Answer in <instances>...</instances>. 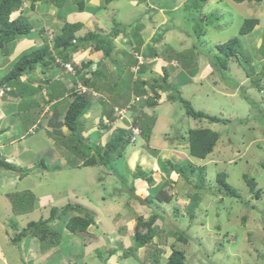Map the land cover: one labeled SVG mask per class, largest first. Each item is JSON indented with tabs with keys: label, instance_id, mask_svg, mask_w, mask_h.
<instances>
[{
	"label": "rangeland",
	"instance_id": "obj_1",
	"mask_svg": "<svg viewBox=\"0 0 264 264\" xmlns=\"http://www.w3.org/2000/svg\"><path fill=\"white\" fill-rule=\"evenodd\" d=\"M164 1L172 8L160 9ZM196 1L198 0L190 2L195 3ZM248 1L250 0L237 3L232 0H207L196 10L189 5L188 0H113L106 6L103 0H99L102 9L100 13L85 16L87 17L86 23L84 26L82 25L77 36L84 35L89 31L107 35L113 31L111 30L113 27H116L115 21L119 23L118 28L124 32V35L128 36L121 38L119 35V40L113 37L114 45L120 52L125 48L129 50L126 45H129L128 42L132 41L135 35L144 39L146 47L149 48L152 47L151 44L154 40H158L164 35V38L160 42L158 41L154 48L160 52L161 57L165 53L167 54L162 59L165 62V67L169 70L167 80L169 91L158 92L160 95L154 107L146 105L147 99L153 97V93L147 86L144 87L147 93L141 97L134 95L133 91L129 92L130 89L125 90L124 77L116 75V69L120 70L124 67V57H119L118 63L114 65L111 62L114 58L101 63L102 76L95 85V88L101 92L92 90L93 106L95 105V107L90 116L89 113L83 116L86 120L87 131L82 132V136L86 137L97 131L98 128L102 129L103 133L108 132L107 136L109 133L112 136L116 127L120 126L126 129L130 143L125 148L122 158H117L115 163L111 164L113 167L111 173L107 172V167L89 166L86 167L87 171L78 172V180L75 181L74 176L77 170L74 167L77 159L74 160V157H80V153L69 149L63 153L69 167L75 169L72 170L73 173L71 172L73 181L77 183V186L80 185V188L75 187V189H80V194L74 193V199L78 200L79 204L90 206L93 210L91 211L92 215L100 217V223L104 226L105 233L107 230L113 233V229L123 228L122 232L116 236V241L120 240L122 243L119 245L121 246L119 251H122V256L127 258L126 260L122 259L121 263L128 260L126 264H135L136 259L137 264H155L153 257L150 256L153 248L145 246V250L144 248L140 249L135 243L133 235L139 217L147 220L153 213H157L160 220L155 222L156 234L151 242V246H155L160 251L156 264L166 263L173 244L184 252L187 264H264V60L261 59L264 56V33L259 35L255 31L252 35L240 36L238 34L246 19L254 18L263 21L264 0L262 2L256 0L253 4ZM72 2L73 0H66L61 11L70 8L75 12ZM84 2L90 3L91 1L84 0ZM42 5L46 9L51 5L54 6L49 0ZM66 5L71 7H65ZM56 10L58 9L56 8ZM17 12L13 17H16ZM24 12L25 14L22 13V15L26 16L33 27L29 33L31 36H28L31 39L27 40H32L34 37L37 39V42L32 46L38 47L52 43V38L60 32V28L55 26L54 14H52L54 12L51 11V14H48V18L49 15L52 16V22L49 24L45 23V19L48 18H45L40 9L37 11L30 9L29 12L28 8ZM148 22H154V24L151 25ZM41 29L43 30L39 34L38 30ZM148 30L153 32L146 33ZM259 36L260 41H257ZM234 37L239 38L242 46L238 48L235 56L227 58L222 52H219L216 46ZM32 42L24 41L21 45L23 47ZM164 46L167 48V52ZM10 47L12 48V46ZM141 47L143 48V46ZM9 52L10 49L7 54ZM1 54L0 50V62H2L0 63L2 65L0 79L4 78L13 67L12 65L8 68L11 61L9 62L7 58L2 61L4 56L1 57ZM146 54L147 52L144 55ZM133 55L135 56V54ZM138 55L139 62L149 66V70L142 75V79L152 84L154 78L161 77L158 67L162 61L157 60L158 58L146 59L143 54ZM70 58L73 61L72 54ZM101 58L102 56L99 59ZM169 59L171 62L167 61ZM7 62L9 63L6 65ZM76 65H78L77 62ZM69 66L71 67V65ZM3 67L7 68L4 70ZM36 69L44 71L42 67ZM55 69L56 66H49L45 71L51 70L53 74L47 73L46 77L40 73L32 74L38 84L27 81L30 77L28 73L22 77V81L25 80L26 84L34 89L27 100L34 99L40 104V96L46 93L44 91L50 92L56 89V86L45 82V78L53 81ZM136 69L131 68V71L136 74L138 72ZM32 73L34 72L32 71ZM128 78L126 76L125 80L128 81ZM107 79L111 80V85L106 83ZM132 79L134 80L136 77L134 76ZM256 79H261L260 84L263 83V89L260 92L255 88L254 81ZM114 82H118L117 85L113 84ZM252 82L254 86H252ZM169 95H179L194 110L228 122L209 123L206 120H195L186 115L185 109L179 101H169ZM98 97H102L108 102L113 100L117 102L119 99L118 106L114 108L116 113L114 122L109 123L104 117L102 122ZM61 99L58 111L67 109L71 102L66 96ZM21 108L17 104L15 112ZM3 110L7 111L9 107L6 106ZM141 111L154 119L149 140L142 137L139 126L134 124V119L140 116ZM21 117L22 115L14 116L12 122H18V118L21 119ZM54 120L55 117L50 118L49 121ZM124 121L126 124L123 123ZM142 121L145 122L146 119L144 118ZM10 122L11 120L7 119V123ZM104 125H109L110 128L103 129ZM136 128L139 129V135L133 136L132 129ZM198 128H208L219 135L213 150L204 159L192 157L189 153L188 143L183 139L188 137L189 130ZM104 137L101 135L100 139L91 140L89 144L91 146L98 143L102 145L106 140ZM68 139L72 141L73 138L68 135ZM109 139L107 138V140ZM62 142L65 148L71 146L67 139H63ZM141 155L145 161L140 159ZM184 160H188V162ZM81 161L80 158L79 163ZM190 163L195 167L203 168V188L198 187L199 183L194 176L202 170L191 175V170L188 169ZM177 164V170H181L183 176L172 173L174 165ZM137 166H140L145 174L150 171L154 172L152 174L154 184L155 186L163 184L162 189L171 197L169 203L153 200L151 206L147 205L142 199L150 192L152 193L154 189L146 193L144 190L147 188V182L138 183L139 180H135V183L137 182L135 194L142 199L131 195L128 187L133 180L132 177ZM59 167V164L53 165L50 170H56ZM220 172L226 173V181L237 191L238 198L225 196L221 192L216 181L217 174ZM55 175L58 176V174ZM243 175L256 183V191L260 190L258 199L250 191ZM48 176L50 175L48 174ZM98 178L103 181L104 186L98 184ZM28 184L33 185L32 182L26 183V185ZM24 187L26 189V186ZM103 187L106 188V191ZM17 189L20 192H14L10 195V199L6 197L10 206L9 219L26 208L30 209L33 201V198L24 193L25 191L21 187ZM108 191H110L111 198V203H106L107 208L110 209L109 212L95 206L97 203L89 204L88 200H91L93 194L105 196ZM87 193L90 195L89 199L85 197ZM194 198H198V203L193 209V217H190L187 208L188 204L192 203L191 199ZM48 205L45 204L47 208ZM47 208L41 213V216H48V218H42V220L50 219L49 212L46 213ZM176 210H179L178 214ZM94 224H96L95 220ZM11 225L14 228H21L18 220L17 223L12 222ZM27 226L23 229H26ZM30 229L35 231L39 227L35 225ZM168 230H173V233L164 234ZM140 231L143 234L146 229L143 228ZM180 233H184V241L177 239L176 235H180ZM26 236L30 237L28 234ZM15 237L18 236L15 235ZM106 237L110 238L109 235ZM142 250L145 252V259L140 256ZM112 251L109 250V252ZM119 251H115V253H119ZM97 253L102 254L103 252L98 250ZM107 254L104 259L107 258ZM94 262L96 263V261Z\"/></svg>",
	"mask_w": 264,
	"mask_h": 264
},
{
	"label": "trees",
	"instance_id": "obj_2",
	"mask_svg": "<svg viewBox=\"0 0 264 264\" xmlns=\"http://www.w3.org/2000/svg\"><path fill=\"white\" fill-rule=\"evenodd\" d=\"M48 0H0V50L2 51V56H6L8 49H10L12 44L19 39H24L29 36V33L33 30L32 23L28 21L26 16H23L22 13L25 14L24 11H22V6L24 2H28L30 4V8H34L36 3H44ZM113 0H105V6L108 5ZM191 0H188L189 5H191L192 8L198 10L201 6V4H204L207 2V0H198L195 3H191ZM237 3L244 2L246 0H232ZM50 3L54 5L58 10L61 9V7L66 3V0H49ZM73 9L75 12H83L85 9V2L83 0H73ZM173 5V4H172ZM167 7V8H165ZM171 5L168 6L167 2L164 1L163 5L160 9L168 10L171 9ZM20 10V14L16 15V17H13V14ZM199 20V19H198ZM148 21V20H147ZM148 24H151L148 22ZM258 24V20L254 18L246 19L242 26L239 29V35L244 36L249 34L255 25ZM82 23H64V25L60 28V32L55 35L52 38V43H47L43 45H39L38 47H31L29 49H26L22 51L17 59L16 62L13 64V67L10 69V71L5 75L4 78L0 79V86L1 87H7L8 91H5L4 94L1 96L11 93L18 97H24L26 96L29 91L30 87L28 88L26 86V83L22 81V77L26 73H30L34 71L37 67L44 68V71L49 68V66L53 67H59V65H63V67L66 64L72 65L76 76L80 75V80L82 83V86L86 87L87 90L85 93L81 94L77 90H73L70 92L69 96L72 98V101L69 103L63 118V124L64 126L69 130V135L72 139H67L68 143L71 146H68V149L73 151H78L80 153V157L76 158L74 157V160L77 159V161L81 158L82 161L80 167H89V166H104L107 167L110 171L112 165L114 164L115 160L118 158H122L124 154L125 148L129 145L130 138L127 135V131L124 127H116V129L113 131L112 136L109 140H107L104 145L97 144L95 146H91L89 142L91 140L100 139L103 132L98 128L97 131L92 132V134H88L86 137L82 136V132L87 131L85 122H84V115L91 110L93 107V97H92V90H96L95 88L96 81L102 76L101 72V63L103 61H106L108 59H112V64H117V60L119 57H124V63L123 68H120V70L116 69V75L119 77V75H122L124 77V83L125 90L129 92L133 91V94L138 97H141L147 93V90L144 88L147 86L149 88V91L153 93V97H150L147 99V106L154 107L157 104V99L159 98L160 93L159 91L168 92L169 90L167 87V80L169 77V70L165 67V65H161V77L159 79H153V83L149 84L148 81H145L142 79V75H144L148 70L149 66L145 63H140L138 60V54L144 55L145 52H147L146 55L143 57L146 59H156L167 56L160 55V52H158L154 46L157 45L158 41L162 40L164 38V35L158 38V40H154L152 42L151 48L146 47L144 50L142 49V44L144 41L142 38H140L138 35L134 36V39L127 44L126 46L129 47V50L123 49V51H119L116 49L114 45L113 37H116V39L119 37H128L124 35V32H122L118 26L119 23L114 21V25L116 27H113L107 35H100L96 33L95 31H89L84 35L77 36V33L82 29ZM43 30V29H42ZM41 30V31H42ZM187 34V33H186ZM200 34V33H198ZM188 35V34H187ZM189 38V36H188ZM242 46L240 44L239 38L234 37L229 39L227 42L217 45L216 48L219 50V52H222L227 58H232L236 55L238 52V48ZM88 48L91 47L92 51H98L101 52L102 58L100 63L98 62H80L78 65L73 63L71 61V54L73 52H76L78 48ZM147 48H149V51H147ZM164 49L167 52V48L164 46ZM6 51V52H5ZM128 51V52H127ZM135 54V56L133 55ZM115 56V57H114ZM170 57V55H169ZM59 60V61H58ZM163 60V59H162ZM164 61V60H163ZM171 62V60H167ZM226 61V59H225ZM224 61V63H225ZM93 64H95V67H93ZM168 64V63H167ZM94 68V70H93ZM131 68H137L136 74L131 71ZM224 68L226 69V66L224 65ZM73 71V70H72ZM263 71H264V63H263ZM82 72H84V75H81ZM90 72V73H88ZM125 73L126 76L129 77L128 81L125 80ZM124 74V75H123ZM248 75V74H247ZM254 75V74H253ZM136 77V79H132L133 77ZM264 76V75H263ZM261 80V79H260ZM260 80L256 79L255 82V88L257 91H261L263 89V83L260 84ZM126 81V82H125ZM111 80L107 79L106 83L110 84ZM118 82H114L113 84L117 85ZM252 86L253 82L251 83ZM111 85V84H110ZM171 90V88H170ZM30 94H32L30 92ZM51 96V94L49 93ZM116 97V96H114ZM168 97V96H167ZM99 100V104L101 105L100 112H101V120L104 117L107 122H114L116 113L114 112V108L118 106V100L108 102L104 100L102 97L97 98ZM169 101H179L182 106L185 109L186 115L189 117L194 118L195 120H206L209 123H226L227 120H223L221 118L210 116L202 111H196L194 110L191 105L183 99L179 95H174L168 97ZM167 99V100H168ZM36 105V103H34ZM146 119V121H142L143 119ZM153 121L152 117L146 116L142 111L140 116H137L134 119V124L139 126L141 130V135L144 139L149 140L150 133L153 127ZM103 122V120H102ZM151 123V124H150ZM103 129H109L110 126H102ZM94 133V134H93ZM219 135L218 133L208 129V128H198V129H191L188 131V137L185 139L188 143L189 153L192 157L204 159L210 152L213 150L214 146L216 145L218 141ZM62 142V141H61ZM64 144V143H63ZM140 159L145 161V158L140 157ZM188 162V160H184ZM74 164V161H73ZM111 165V166H110ZM77 166V165H76ZM264 166V165H263ZM0 167H3L5 169H13V167L4 161L0 160ZM178 164L174 165V169H172L174 173L178 175H182L183 172L181 170H177ZM188 169L191 170V175H194V172H198L199 170H202L200 173L194 175L199 183L198 187L203 188V182H204V175L202 176L203 168L201 167H195L191 163L188 165ZM154 172L150 171L148 174H145V171L140 167L137 166L135 174H133L132 181L130 186L128 187L131 195L133 197L140 196L135 194L136 187L135 180H139L140 182H147V189L146 193L150 192L154 189V194L151 192L147 194V196L142 199L145 201V203L149 206H151V203L153 200H157L159 202H165L169 203L171 201V197L162 189V185L155 186L154 180L152 179ZM148 175V177H147ZM183 176V175H182ZM120 178L119 176H116ZM243 178L245 179L249 189L251 192L255 194V198L260 197V190L256 191V183L248 178L246 175H243ZM227 176L226 173L220 172L217 174L216 181L218 182L219 188L221 189V192L225 194V196L231 197V198H238L239 195L237 191L231 187L226 181ZM162 183V181H161ZM142 185V184H141ZM145 185V184H143ZM150 189V190H148ZM193 197V196H192ZM192 203L188 204L187 212L190 217H193L192 212L196 204L198 203V198L191 199ZM70 212H76L77 215H72L69 217V219L66 221V228L72 233H75L76 231H86L88 226L91 224H94V218L90 211L83 208L81 205L73 204V203H67L66 205L57 208L53 207L50 211V219L42 220L39 219L38 221H32L28 224L26 229H22L19 234H17L14 238V243L19 242L22 238L26 236V234H31L30 236H34L39 238L42 242H45L46 239L50 238L51 242L55 244L58 242V236H54L53 233H51V230L49 229V224L53 223L56 219H60L62 216H67ZM176 213H179V210H176ZM160 220V217L157 213H153L151 217H149L147 220H144L143 218L139 217L137 219L136 225H135V231L133 235V239L135 243L140 248H144L145 246L152 247L151 255L153 257V263H157V256L160 252L159 249H157L155 246H151V242L153 237L156 234V227L155 222L157 220ZM165 219V218H164ZM39 227V229L33 231L30 228L31 227ZM145 228L146 232L141 234V229ZM30 230V231H29ZM35 232V233H34ZM162 233V232H161ZM170 234L173 233V230H168L164 234ZM175 233V232H174ZM177 239L179 241H184L185 237L184 233H180V235H176ZM56 238V239H55ZM135 244V246H137ZM172 250L167 258V261L165 264H187L185 262V255L184 252L180 249H178L174 244L171 245ZM151 257V258H152Z\"/></svg>",
	"mask_w": 264,
	"mask_h": 264
},
{
	"label": "crops",
	"instance_id": "obj_3",
	"mask_svg": "<svg viewBox=\"0 0 264 264\" xmlns=\"http://www.w3.org/2000/svg\"><path fill=\"white\" fill-rule=\"evenodd\" d=\"M90 1L93 4L91 2H86L83 12H74L70 8H66L64 11H61V9L56 10L52 5L46 9L45 7L43 8L42 2L36 3L33 9L36 11L40 9L45 18H48V14H51V11L54 12L52 14H54L53 16L56 22L55 26L58 27V29L66 22H82L84 26L87 20V17L85 16H93L94 13H100L102 10L99 0ZM255 1L256 0H250L248 2L253 4ZM259 1L262 2L263 0ZM27 3L28 2H24L22 11L28 10L29 8L30 12V9H33L30 8L29 3L27 6ZM65 7L71 6L66 5ZM18 14H20V10L17 12V15ZM51 17L52 16L49 15V18L45 19V23H51ZM150 23L151 25L154 24V22ZM41 30H38L39 34ZM255 31L259 35L264 33V19L263 21H261V19L258 20V24L255 25L253 30L247 35H252ZM148 32L152 33L153 31H146V33ZM27 39H31V37L16 40L12 44V48H10L7 57L1 55V57H3L2 61L4 58L9 59V62L11 61L10 63H6V65L9 63L8 68L16 62L18 55L22 51L29 47H33L32 45L37 42L35 37L32 40ZM119 39L120 37L117 38V40ZM259 39L260 36L257 38V41ZM24 41L26 43L33 41L34 43L32 42L22 47L21 43ZM145 44V42L142 44L143 50L146 46ZM99 56H102L101 52L92 51L91 47H79L76 52L72 53V57L74 58L73 61H71L75 64L76 62L79 64L82 61L98 62L101 60L99 59ZM261 59L264 60V56ZM157 60L162 61V63H159V66L163 64L165 65V62L162 59L158 58ZM1 66L2 65L0 64V69ZM93 67H95V64H93ZM6 68L7 67H3L4 70ZM158 68L160 69V67ZM54 71L55 75H53V81H50L49 78H45V82H49L50 85L56 86V89L51 90L50 92L44 91L46 93L43 96H40V104L34 99L27 100V98L32 95L30 94V91L31 93L34 92L33 87L27 84L26 86L31 89L24 97L20 98L11 93L0 97V160L13 167V169L0 167V264H126L128 260L121 263L122 259H127L126 256H122V251H119V248L121 247L119 245H122V243L120 240L119 242L116 241V236L122 232L123 228L121 227L117 230L113 229V233L107 230L105 233V228L102 226V223H100V217L94 215L93 218L96 224H91L86 231L83 232L76 231L75 233H72L66 228V221L70 216L77 215L76 212H70L67 216H62L60 219H56L53 223H50L49 229L51 230V233H53L54 236L57 235L59 237L58 242L55 244L51 242L50 238L46 239L45 242H42L39 238L32 236L28 238L26 236L19 242L14 243L15 235L19 234L29 222L48 218V216H41V213L47 208L45 204H49L46 211V213L49 212V214L53 207L60 208L67 203L81 205L88 211H93L90 206L79 204L78 200L74 199V193L80 194V189H75V187L80 188V185L77 186V183L75 182L78 180V172L80 173V171L87 170L86 167L78 166V164L80 165L78 160L76 163L77 166L75 165L74 167L77 170V173L74 176L75 181H73L71 172L73 173L72 170L75 169L69 167L67 159L63 156V153L68 148L63 147V142H61L63 139L67 138L70 133L63 124L66 108L58 111L60 107L59 101L62 100L61 98L66 96L72 101V98L69 96L70 92L76 90L80 84L82 85L80 75L76 76L72 65L70 69H65V67L59 65ZM33 72L34 73H28L30 77L27 79V81H31L32 84H38L34 75L40 73L42 76L46 77L47 73L53 74L51 70L43 71L36 69ZM32 74L34 75L32 76ZM81 75H84V72H82ZM23 81L26 83L25 80ZM34 103H36V105H34ZM17 104L22 108L15 112ZM6 106L9 107V110L4 111L3 109ZM94 107L95 105L89 112H87V114L89 113V116ZM96 111L98 110L96 109ZM60 112H62V114H60ZM17 115H22L21 119L18 118V122L16 123L12 122L13 117ZM54 117L55 120L50 122V118L53 119ZM7 119H10L11 122L7 123ZM84 122H86L85 118ZM123 123L126 124L125 121ZM107 133L102 134L105 136L104 139L106 138L105 142L107 141V138H111V133H109L108 136L106 135ZM105 142H103L102 145H104ZM141 156L143 157V155ZM57 164L60 166L58 169L50 170L53 165ZM162 170L164 171V169ZM162 170L160 171L163 172ZM107 172L111 173L108 168ZM48 174L50 176H48ZM55 174H58V176ZM97 181L98 184L104 186L101 179L98 178ZM29 182H32L33 185H26V183ZM24 186H26V189ZM18 187H21L25 191L24 193L33 198V201L30 209L26 208L23 212L17 213L16 216L9 219L8 215L10 206L7 203L6 197L10 199V195L14 194V192H20L19 189H17ZM103 189L106 191L105 187H103ZM146 189L144 190L145 192ZM109 192L110 191H108L105 196L101 194H93L91 200L89 199L90 195L88 193L85 194V197L89 199V204L97 203L95 206L109 212L110 209L109 207L107 208L106 204L111 203ZM17 220L20 222V229L14 228L12 225L10 226L12 222L17 223ZM106 235H109L110 238H107ZM98 250H102L104 254L97 253ZM109 250L113 251L109 252ZM115 251H119V253L117 252V254ZM106 253H108L107 258L104 259ZM140 256L142 259H145V252H143V250ZM94 261H96V263ZM135 264H137L136 259Z\"/></svg>",
	"mask_w": 264,
	"mask_h": 264
},
{
	"label": "built area",
	"instance_id": "obj_4",
	"mask_svg": "<svg viewBox=\"0 0 264 264\" xmlns=\"http://www.w3.org/2000/svg\"><path fill=\"white\" fill-rule=\"evenodd\" d=\"M68 66L69 65H65L66 68H69ZM76 90L81 94H83L87 91L86 87H84V86H79L78 88H76ZM5 91H8V88H0V97L4 94ZM132 135L133 136L139 135V129L138 128L132 129Z\"/></svg>",
	"mask_w": 264,
	"mask_h": 264
},
{
	"label": "clouds",
	"instance_id": "obj_5",
	"mask_svg": "<svg viewBox=\"0 0 264 264\" xmlns=\"http://www.w3.org/2000/svg\"><path fill=\"white\" fill-rule=\"evenodd\" d=\"M103 1H104V3H105V0H103ZM111 2H112V1H111ZM111 2H110V3H111ZM110 3H109V4H110ZM66 65H69V64H66ZM64 67H65V66H64ZM80 86H82V85L80 84ZM0 88H7V87H1V86H0Z\"/></svg>",
	"mask_w": 264,
	"mask_h": 264
},
{
	"label": "bare ground",
	"instance_id": "obj_6",
	"mask_svg": "<svg viewBox=\"0 0 264 264\" xmlns=\"http://www.w3.org/2000/svg\"><path fill=\"white\" fill-rule=\"evenodd\" d=\"M239 33V32H238Z\"/></svg>",
	"mask_w": 264,
	"mask_h": 264
}]
</instances>
